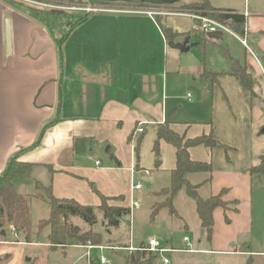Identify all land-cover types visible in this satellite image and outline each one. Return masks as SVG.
I'll use <instances>...</instances> for the list:
<instances>
[{
    "label": "crops",
    "instance_id": "obj_1",
    "mask_svg": "<svg viewBox=\"0 0 264 264\" xmlns=\"http://www.w3.org/2000/svg\"><path fill=\"white\" fill-rule=\"evenodd\" d=\"M24 1L19 4L17 0H0V174L11 156L39 139L35 147L18 157L33 164L30 178L15 182L19 193L34 194L35 180L43 184L50 181L54 196L96 207L101 201L91 188L93 184L100 194L111 198L108 204L127 207L130 213L126 216L132 218L134 213L139 221L145 216L143 203H148L150 215L157 197L154 192L168 186H157L156 178L153 184L157 187L145 189L140 176L154 172L157 177L169 176L170 182L175 165V148L171 144L161 140L158 153L153 150L156 126L168 121L174 131L189 138L211 132L219 146L188 149L192 160L209 162L211 171L188 173L187 180L197 185L203 199L221 194L227 207L213 210L208 241L204 232L201 234L195 201L181 188L172 201L175 213L167 210L168 219L185 233L193 234V241L187 234L183 237L188 236L194 251H181L186 247L183 237L181 247L159 239L163 247L171 249L165 256L213 252L259 254L264 259V245H260L258 237L264 175L250 172L264 154V0H175L157 5L171 14L154 17L117 10L88 12V73L77 79L73 74L64 76L57 42L48 26L28 11L32 0ZM87 3L91 4L88 1L82 5ZM103 3L114 9L133 7L124 2ZM193 3L209 13L227 12L224 18L242 17V25L229 24L247 45L227 32L209 37L212 34L200 31L194 19L178 14L202 13L190 8ZM162 27L171 29L174 43L187 38L186 46L191 40L200 48L199 64L192 70L186 68L190 73L200 77L203 68L222 72L213 82L203 81L204 100H190L188 93L186 99H179L174 94L176 79L170 77L179 67H172V60L166 58L169 41ZM206 44L220 48L225 60H207L203 51ZM232 61L245 73H234ZM137 128L144 130L138 160L133 147ZM132 131V141L128 142ZM107 146L110 153L105 152ZM136 184L141 188H134ZM32 187V192L22 191ZM134 201L139 206L130 209ZM131 227L130 224L129 241L131 238L133 244ZM45 228L46 242L41 244L50 248L49 228ZM114 230L103 233L108 237L106 241L116 242ZM20 237L18 233L15 241L1 239L0 245L21 244ZM136 238L134 246L145 242ZM123 245L125 250L127 245ZM67 247L84 248L86 257L96 248L78 244ZM101 247L98 249L111 248ZM11 249L0 246V257ZM22 252L21 249L16 257L6 258L4 264H31L30 258L23 260Z\"/></svg>",
    "mask_w": 264,
    "mask_h": 264
},
{
    "label": "rangeland",
    "instance_id": "obj_2",
    "mask_svg": "<svg viewBox=\"0 0 264 264\" xmlns=\"http://www.w3.org/2000/svg\"><path fill=\"white\" fill-rule=\"evenodd\" d=\"M89 0H63L60 3H48L49 6L42 4V2L33 1L30 3L32 7L28 8L29 12L37 15L46 26H48L49 31L54 39H58L63 30L65 31V39L60 43L57 42L58 47L60 48V65L64 70V76L71 77L74 75V78H80L82 75L88 73V53L87 42L86 41V32L88 26V19L84 21V24L78 25L71 28L70 23H73L74 20L88 13L87 11L78 10V6H83L82 4L88 2ZM17 2H25L24 0H17ZM97 5H101L103 2L100 0H95ZM106 3V2H105ZM122 2H112L110 4H121ZM22 4V3H19ZM47 4V3H46ZM104 4V3H103ZM89 5L88 3L85 6ZM132 6H139L141 4H132ZM149 6L151 4H144ZM53 10V11H52ZM52 11V13H51ZM56 12V13H55ZM69 23L63 29L64 22ZM71 28V29H70ZM188 40V39H187ZM195 41L189 40L188 50H175L170 46H167L166 58L172 60V67H179L178 72L175 75H171L170 78L176 79V83L173 86V92L175 95L186 99V93L188 96H191L189 99L194 100H204V89L203 81L197 76L196 73L192 74L187 69H193L196 65L199 64L201 50L197 46H193ZM203 51L206 54L207 60H212L213 57L225 60V55L220 48H213L210 45H204ZM163 56V55H162ZM176 64L177 66H175ZM188 67H185V66ZM187 68V69H186ZM174 76V77H173ZM143 129L139 133H141ZM137 133V134H139ZM158 161V160H157ZM163 176V179L162 177ZM141 183L144 185L145 189L150 187H157L160 185H169V176L159 175L156 176V173L151 172L149 175L140 176ZM157 178V179H156ZM155 179L159 182L155 183ZM155 181V182H154ZM166 183V184H164ZM168 183V184H167ZM29 187V186H28ZM26 189V190H25ZM22 189L24 192L33 191L32 188ZM30 189V190H28ZM31 194V193H30ZM28 194V195H30ZM264 196V193H263ZM31 197L30 199V221H31V231H30V240L31 244L25 243L24 238L20 237L19 241L21 244H1L0 246H5L8 248H13L11 251L7 252V258L10 259L13 256L16 257L22 249L23 260L30 258L31 264H101L100 257H105L104 264H125V255L128 251L124 250V245L129 243V227L131 224L132 234L135 237V242L137 238L140 240L146 241L149 237H157L160 240L172 242L174 246H184L182 243V237L184 234H187L193 241L194 237L191 232H186L179 228L176 224L172 225L168 219V211L166 208H162L157 216L151 218L148 212L147 202L143 203L142 212H145V216L137 221L136 216L132 213V218L130 216H124L121 218L119 227L113 231V238L116 239V242L113 240L106 241L108 239L107 235L102 237L101 242L98 245H92L96 248L90 250L89 257H86L83 254L85 249L82 247H57L55 250L50 249L49 247L44 246L41 243L46 242V228L42 231H38V222L41 219H46L49 216V210L47 205L43 201H37ZM160 197H155L154 201H159ZM259 209V208H258ZM260 219L258 226V237L260 239L259 243L261 246L264 245V204L260 209ZM100 217V215H98ZM131 221V222H130ZM70 222L74 225L79 226L81 229H87L88 225L83 223L80 218L71 217ZM8 232V240L15 241L14 236L11 233V227ZM95 230L105 233L103 227L96 225ZM105 239V241L103 240ZM171 238V239H170ZM1 240V238H0ZM117 243V244H115ZM134 244V245H135ZM90 245V244H88ZM86 245V246H88ZM111 248H105L103 250L98 249V246H106ZM137 246V245H136ZM121 247V248H115ZM20 254V255H21ZM0 257V261L4 264L6 261ZM170 264H264V259L259 254H251V256H241V255H225L219 253H189V252H179V253H170L168 254ZM28 262V263H29Z\"/></svg>",
    "mask_w": 264,
    "mask_h": 264
},
{
    "label": "trees",
    "instance_id": "obj_3",
    "mask_svg": "<svg viewBox=\"0 0 264 264\" xmlns=\"http://www.w3.org/2000/svg\"><path fill=\"white\" fill-rule=\"evenodd\" d=\"M33 1L47 4L63 2V0ZM89 1L92 2L94 0ZM190 8L200 10L204 14H209L219 19H223L227 13H209L203 6L197 5L196 3L191 4ZM88 14L89 13H86L80 16L74 20L73 23L69 24L67 21L64 22L63 29L68 24L71 28L80 25L88 18ZM230 21L232 24H237L238 26L243 24V18L239 16L231 15ZM162 33L168 41H170L174 35L171 29L167 27H162ZM65 35V31L63 30L62 35L54 40L60 43L65 39ZM202 57L204 58V53H202ZM232 66L236 67L233 69L234 73L239 75L245 73V69L239 68L234 61H232ZM221 73L220 71L203 68L200 78L205 82H213ZM143 134L144 130L138 134L134 141L133 147L137 160ZM132 136L133 131L127 138L128 142L132 141ZM38 140L28 147L21 148L17 153L11 156L3 172L0 174V238L8 241L7 234L10 231L9 228L12 227L15 231L22 234L25 242H30V199L34 197L45 202L49 207V216L46 219L39 220L38 231H42L45 227L49 228L47 241L52 250L57 247H66L72 244L98 245L103 235L101 232L95 230L94 227L99 225L103 227L105 231L116 229L119 227L121 218L129 213V209L124 206L108 204V200L111 198L100 194L93 184H90L91 188L99 196L101 201L96 207L82 205L74 199L58 198L54 196L51 192L50 181L48 184H43L41 181L35 180L36 191L34 194L28 195L19 193L16 190L15 182L29 179L33 164L19 160L18 157L24 151L35 147L38 144ZM161 140L171 144L175 148V165L170 171L169 185L154 192V195L161 199L151 205L150 216L154 218L161 208H166L170 214H174L175 210L172 204L173 198L181 188H185L187 194L195 201L196 211L201 221V229L206 239L210 241L213 229V210L218 206L226 208L227 203L222 201L221 194L211 195L205 199L201 198L197 193V185H193L187 180L188 173L211 171V164L209 162L192 160L189 156L188 149L197 145L212 148L220 144L213 138L211 132L191 138L180 135L169 126L168 121L156 126V137L153 143L155 154L158 153L159 142ZM75 150H78V147H75ZM116 164L119 165V162L116 161ZM250 172L260 176L264 175V154L260 157L259 165L251 168ZM98 215H100V217ZM71 217L80 218L83 223L88 225V228L84 230L74 225L70 222ZM2 230L5 231V234H1ZM7 256L8 254L3 257L4 260ZM124 259L125 264H159L157 262V254L148 253L144 250H136L128 253L125 255ZM0 264H2L1 261Z\"/></svg>",
    "mask_w": 264,
    "mask_h": 264
},
{
    "label": "built area",
    "instance_id": "obj_4",
    "mask_svg": "<svg viewBox=\"0 0 264 264\" xmlns=\"http://www.w3.org/2000/svg\"><path fill=\"white\" fill-rule=\"evenodd\" d=\"M45 4L47 6H49L46 3H42ZM105 5V4H104ZM150 7H147L145 5H139V6H133V7H126L123 9H114L112 7L109 6H103L101 5H83V6H78V7H73V8H77L78 10H82V11H87V12H97V11H121V12H128V13H134V14H143V15H147L149 17H154L157 15H166V14H171V12L168 11H164L162 10L159 6L157 5H149ZM178 14H183V15H187L189 17H191L192 19L195 20V26L202 31L203 33H209V34H213V33H217V32H227L230 33L236 37H238L231 29L229 21L230 18H224L223 20H217L214 19L210 16H207L201 12H178ZM244 14H247V12L244 11ZM239 38V37H238ZM241 43L243 45H247L245 39L243 38H239ZM263 76H264V72H263ZM136 131L140 132L141 129L137 128ZM96 163H98V161H96ZM134 188L138 189L141 188L140 184H136L134 186ZM139 203L134 201L132 203V206L130 207H138ZM130 213V211H129ZM11 233L14 236V239L18 238V233L17 231H15L12 227H11ZM183 241L186 243V247H184L181 251H189L192 252L194 251V248L191 246L190 241L188 236H184L183 237ZM88 248H92L94 246L92 245H88ZM98 248H102L101 246H98ZM125 250L128 251V253H131L133 251L136 250H144L148 253H152V254H157L158 255V263L159 264H170V260L168 257L165 256V252L167 251H171V249H167L165 247L162 246L160 240L157 237H149L145 242H143L140 246H134L131 242V238L129 241V244L125 247ZM86 255L88 256V252L86 253ZM100 263L104 264L105 263V257L101 256L100 257Z\"/></svg>",
    "mask_w": 264,
    "mask_h": 264
},
{
    "label": "water",
    "instance_id": "obj_5",
    "mask_svg": "<svg viewBox=\"0 0 264 264\" xmlns=\"http://www.w3.org/2000/svg\"><path fill=\"white\" fill-rule=\"evenodd\" d=\"M106 3L112 2H124V3H132V4H155V5H164V4H172L175 0H101ZM221 34V33H220ZM209 37H215V35H209ZM187 38L182 43H174L172 40L168 42V45L172 48H176L182 51L188 50V46H186ZM106 153H110L109 146L105 148ZM1 234H5V231L2 230ZM203 234V231H201ZM29 260V258H27Z\"/></svg>",
    "mask_w": 264,
    "mask_h": 264
},
{
    "label": "flooded vegetation",
    "instance_id": "obj_6",
    "mask_svg": "<svg viewBox=\"0 0 264 264\" xmlns=\"http://www.w3.org/2000/svg\"><path fill=\"white\" fill-rule=\"evenodd\" d=\"M90 3H91L90 5H96V2L95 1H92Z\"/></svg>",
    "mask_w": 264,
    "mask_h": 264
}]
</instances>
